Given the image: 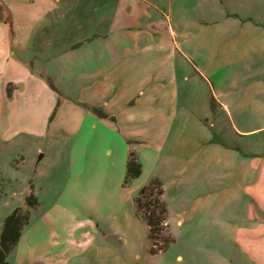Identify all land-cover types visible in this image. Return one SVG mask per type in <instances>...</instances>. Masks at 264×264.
<instances>
[{
	"label": "crops",
	"instance_id": "obj_1",
	"mask_svg": "<svg viewBox=\"0 0 264 264\" xmlns=\"http://www.w3.org/2000/svg\"><path fill=\"white\" fill-rule=\"evenodd\" d=\"M217 2L0 0V118L5 119L11 135L49 137L50 143L60 132L55 117L62 110L76 118L72 155L79 177L72 180L62 197L73 198L81 208L71 213L68 208L58 209L52 211L56 215L51 218L44 217L48 232L44 238L31 240L40 226L33 229V234H21L14 264L24 263L21 246L29 248L26 255L32 264L84 255L85 250L70 248L67 241L76 232L80 241L90 239L91 244H96L101 232L102 240L116 239L115 243L124 245L119 239L124 237V220L131 217L134 224L143 220L134 210L132 216L127 214L122 219L123 205L128 199L133 202L149 181L159 180L147 177V169L155 170L162 157V134L171 132L176 118H191L187 100L192 101L193 89L206 102L212 117L230 120V131L235 135L232 143L212 137L204 140L203 146L217 155V163L224 168L221 177H233V188L243 187L242 196L247 200L243 220L238 212L230 222L220 223L233 257L230 260L225 251L217 249L219 261L264 264V0H247L251 25L236 31L208 28L209 5L211 13H219L231 4L229 0ZM190 6L197 7L193 11L196 16ZM221 19L216 16L212 21ZM114 54L119 59L108 62V70L102 63L113 61ZM91 61L100 64L96 65L98 71L106 69L104 75L99 72L91 77ZM62 69L70 76L76 70L84 80H91L79 104L66 99L61 102V94L55 91L61 83ZM7 87L11 90L9 98ZM211 100L215 103L213 110ZM167 119L174 121L162 124ZM183 119L186 128L187 120ZM145 134L152 136L147 140L142 136ZM133 142L139 145L132 148ZM149 143L152 149L144 150ZM170 145V163L184 165L190 158L185 139ZM129 152L137 154L142 173L125 188L122 182ZM100 157L114 169L110 177L97 179ZM113 191L119 198L125 192L126 197L108 211L101 205L115 197L117 192ZM95 198L103 199L97 208L92 206ZM75 212L87 218L79 220ZM92 219L105 224H94ZM62 244L60 252L51 251L52 246Z\"/></svg>",
	"mask_w": 264,
	"mask_h": 264
},
{
	"label": "rangeland",
	"instance_id": "obj_2",
	"mask_svg": "<svg viewBox=\"0 0 264 264\" xmlns=\"http://www.w3.org/2000/svg\"><path fill=\"white\" fill-rule=\"evenodd\" d=\"M212 1L210 0V4ZM229 1L231 4L222 7L219 13H211L212 9L209 5V29L214 27L218 31L222 29L236 31L243 28L247 29L251 25L250 16L252 12L247 0ZM215 4H218L217 0H215ZM188 5H191V0H189ZM188 8L191 9L192 15L196 16L197 13L193 11H196L197 7L190 6ZM216 16L222 19L212 21V19L216 20ZM117 59H119V55L114 54L113 61L107 60L102 65L107 67L108 62H116ZM96 65L100 64L97 62ZM96 65L95 62L91 61V77H97L99 72L104 75L106 69L109 70L110 68L107 67L105 70L102 68L98 71ZM65 70H59L61 83L54 87L55 91L58 95L61 94L59 95L61 102L66 99L79 104L78 100H80L84 90L87 89L86 85L91 80H84L81 72L76 70H74V76H70ZM216 73L215 70L214 76ZM193 92L192 101L187 100V103L191 104V118L185 116L176 118L173 127L170 129L171 132L162 134V157L155 170L148 168L146 172L147 177H159L162 183V201L166 208V224L169 225V228L167 225V229L162 231L160 236L163 239L172 237L173 242L162 252L150 254L152 243L156 245L158 243L159 248H161L164 240L156 238L150 242L147 239V229L144 222L140 221L134 224L132 218L129 217L128 221L122 222L124 237L119 238L124 245L120 246L118 242L115 243L116 239L115 241L111 239L110 242L102 240L103 233L101 232L96 236V244L92 243V245L90 239L80 241L79 232H76L73 238L67 239V241H69L70 248H76L80 252L85 250L84 255L72 254L67 256L65 260L38 261L33 262V264H223L219 261L217 249L225 251L229 256L228 258L232 259L233 249L230 245L225 244L227 237L222 236L223 230L220 223L230 222L237 216L238 212H240V217L243 220L247 212V200L242 196L243 187L233 188V177H221L224 170L223 166L217 163L215 153L214 155L208 153L212 151H208L210 148H205L203 142L208 138L216 137L219 140L223 137L232 143L235 140V135L230 131V120L212 117L206 102L201 99L200 95L195 94V89ZM211 103L215 106L214 101ZM182 118L187 120L186 128L183 127ZM168 119L162 120V124L165 121H174ZM55 120L60 125V132L55 133V137L50 143L48 142L49 137L36 139L25 134L11 135L5 119L0 118V229L5 218L16 208L23 211L27 210L24 199L29 194H33L37 198L38 206L35 209H29V224L27 223L22 231L23 235L33 234V229L40 226L41 230L31 237L33 242L44 238L45 234L48 235L47 227L44 228L46 220L45 222L42 220L44 217L47 219L56 215L52 211L56 213L58 209L67 210L68 208V213H71L81 209L74 204L73 198L62 197L65 191L67 193V187L72 180L79 177L75 172V162L72 155L75 140L73 128L76 126V118L69 111L62 110L61 115L55 117ZM211 122L215 127L210 126ZM142 136L148 140L152 135L145 134ZM180 138L185 139L189 148L186 151L190 158L184 162V165L180 163L175 165L174 162L172 164L168 160L170 154L168 150L170 144ZM136 143L133 142L132 148L139 145ZM148 147L152 149L150 143L145 144L143 149L146 150ZM141 148L139 147V149ZM40 155H44V157L41 159ZM106 162H108L107 159L99 158L97 179L113 175L114 169ZM111 184L115 185L113 181ZM114 192L117 191H113V194ZM69 194L71 195L72 191ZM117 195L118 192L115 197L107 199V202L101 207L110 211L116 208L117 204H120L119 201L124 202L126 193L123 192L120 198ZM102 200L93 199L92 206L94 208L99 207ZM57 203L59 205L52 210ZM123 206L120 214L122 219L127 214L132 216V210L136 211L131 199H128ZM76 214L79 220L87 218L85 215H79L78 212ZM135 214L142 216L141 212L138 214L136 211ZM142 220L144 219L142 218ZM92 221L94 224L99 222L98 224L102 227L105 224L101 220L92 219ZM178 221H182V224H179ZM52 234L57 237L55 232ZM63 247L64 244L54 245L51 251L60 252ZM21 248L20 256L24 262L22 264H32L29 261L30 256L26 255L29 248L27 250L22 246ZM7 261L10 264L16 263V251L7 257Z\"/></svg>",
	"mask_w": 264,
	"mask_h": 264
},
{
	"label": "trees",
	"instance_id": "obj_3",
	"mask_svg": "<svg viewBox=\"0 0 264 264\" xmlns=\"http://www.w3.org/2000/svg\"><path fill=\"white\" fill-rule=\"evenodd\" d=\"M8 98L11 96V90L6 88ZM213 101V100H211ZM210 101V102H211ZM215 104V103H214ZM212 110L215 108L213 103L210 104ZM93 111L99 116L105 115L97 109ZM53 115V114H52ZM142 173V165L135 152H129L128 159L125 166V175L123 178L122 186L128 187L133 180L137 179ZM163 188L158 179H152L145 186L139 189L136 195L133 197V203L140 219L146 223L148 228V240H156L161 238L160 233L167 229L166 224V208L162 201ZM26 211L20 208H16L11 214H9L0 229V264H10L7 261V257L11 255L16 249L20 240L24 226L29 220V209H35L38 206L37 198L33 194H29L25 197ZM159 236V237H158ZM164 244L159 248V245L152 243L150 248V254H157L162 252L167 246L173 242L172 237H166L163 239Z\"/></svg>",
	"mask_w": 264,
	"mask_h": 264
}]
</instances>
